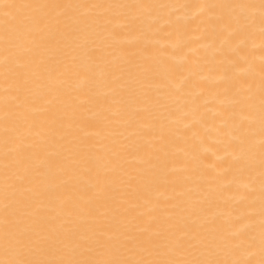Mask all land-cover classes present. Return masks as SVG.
<instances>
[{"label":"bare ground","instance_id":"bare-ground-1","mask_svg":"<svg viewBox=\"0 0 264 264\" xmlns=\"http://www.w3.org/2000/svg\"><path fill=\"white\" fill-rule=\"evenodd\" d=\"M0 264H264V0H0Z\"/></svg>","mask_w":264,"mask_h":264}]
</instances>
